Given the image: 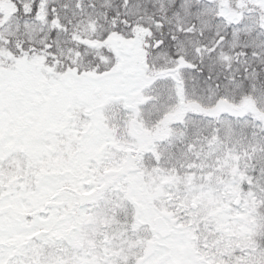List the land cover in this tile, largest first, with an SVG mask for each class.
I'll return each mask as SVG.
<instances>
[{"label": "rangeland", "instance_id": "374dc122", "mask_svg": "<svg viewBox=\"0 0 264 264\" xmlns=\"http://www.w3.org/2000/svg\"><path fill=\"white\" fill-rule=\"evenodd\" d=\"M122 40L131 44L115 37L107 45L135 78L144 66L141 52L123 55ZM95 43L103 46L92 42L91 47ZM103 75L85 84L77 75L46 72L38 56L23 57L15 66L0 59L1 257L11 264H64L58 262L62 257L67 264H131L136 257L137 264H264V248L254 243H264V223L260 231L252 195L240 189L241 181L249 180L236 169L237 153L220 147L205 159L193 147L202 143L191 135L207 131L208 118L189 116L188 107L178 111L180 91L171 77L155 79L148 91L125 78L122 108L114 86L118 77ZM144 101L152 111L146 125L160 116L165 127L132 157L124 110ZM154 140L166 144L151 145ZM133 158L142 172L132 171ZM28 169L40 178L34 189L32 182L21 181ZM106 186L112 190L98 203L91 200L92 208L66 210L71 217L56 212L62 199V204L82 201ZM128 201L137 205L135 226L127 221L135 216ZM42 202L49 209L42 211ZM156 218L169 226L166 239L153 232Z\"/></svg>", "mask_w": 264, "mask_h": 264}, {"label": "trees", "instance_id": "16d2710c", "mask_svg": "<svg viewBox=\"0 0 264 264\" xmlns=\"http://www.w3.org/2000/svg\"><path fill=\"white\" fill-rule=\"evenodd\" d=\"M115 37L130 41L132 50L141 52V61L145 64L135 78L121 68L117 55L107 45V42L114 43ZM92 42L103 46L95 47V43L91 47ZM33 56L40 58L46 72L77 75L85 84L96 74L100 78L106 73L118 77L114 79V86L120 103H124L128 92L124 89L125 78L148 91L154 88L155 79L171 77L180 91L176 98L178 111L188 107L189 116L195 115L196 119L201 114L208 118L207 131L193 138L191 135L192 140L202 143L200 147L193 146L196 152L205 159L208 151L220 147L237 153L236 169L242 170L249 180L248 183L242 180L240 189L244 195L251 193L250 202L261 231L264 223V4L254 0H0V59L15 66L19 59ZM17 69L16 66L15 73ZM95 95L93 91L92 96ZM147 103L127 104L128 109L124 110L128 114L124 118L127 132L134 143L131 147L135 151L128 152L132 157L145 148L154 131L161 133L165 127L159 121L160 116H151L153 125H146L145 117L152 114ZM186 130L192 132L190 128ZM167 139L171 143V137ZM177 139L186 144L184 137ZM156 141L151 145L166 144ZM128 153H124L125 159ZM22 155L25 161L26 153ZM133 159L128 162L135 166L132 171L142 172V165L135 159L131 162ZM29 171L25 174L27 179L21 181L32 182L34 189L40 178ZM29 189L26 187L25 191ZM108 190L112 187H98L84 195L83 202L75 199L62 204V199L56 205V212L68 216L69 209L92 208L95 204L91 200L98 203ZM78 202L80 205L76 206ZM128 203L135 216L133 221H127L135 226L139 216L137 205ZM49 204L53 206V201ZM47 206L42 202L39 207L44 211L49 209ZM254 243L256 248H264L263 242ZM63 249L62 246L57 252L62 253ZM138 260L134 258L131 264H137ZM58 262L68 263L63 257Z\"/></svg>", "mask_w": 264, "mask_h": 264}, {"label": "water", "instance_id": "95a60500", "mask_svg": "<svg viewBox=\"0 0 264 264\" xmlns=\"http://www.w3.org/2000/svg\"><path fill=\"white\" fill-rule=\"evenodd\" d=\"M122 49L124 50L125 54H128L131 47L128 44L122 43L121 44ZM153 228L156 235H158L161 239H166L170 236V229L168 224L165 223L162 219H155L153 221Z\"/></svg>", "mask_w": 264, "mask_h": 264}, {"label": "flooded vegetation", "instance_id": "af4514ba", "mask_svg": "<svg viewBox=\"0 0 264 264\" xmlns=\"http://www.w3.org/2000/svg\"><path fill=\"white\" fill-rule=\"evenodd\" d=\"M0 264H11V260L9 259H7V260H5L3 257H1V255H0Z\"/></svg>", "mask_w": 264, "mask_h": 264}]
</instances>
